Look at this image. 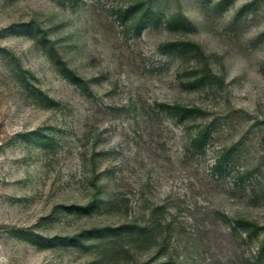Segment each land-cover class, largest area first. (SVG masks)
Listing matches in <instances>:
<instances>
[{
    "label": "rangeland",
    "instance_id": "rangeland-1",
    "mask_svg": "<svg viewBox=\"0 0 264 264\" xmlns=\"http://www.w3.org/2000/svg\"><path fill=\"white\" fill-rule=\"evenodd\" d=\"M0 264H264V0H0Z\"/></svg>",
    "mask_w": 264,
    "mask_h": 264
},
{
    "label": "trees",
    "instance_id": "trees-1",
    "mask_svg": "<svg viewBox=\"0 0 264 264\" xmlns=\"http://www.w3.org/2000/svg\"><path fill=\"white\" fill-rule=\"evenodd\" d=\"M72 75H73V76H76V75H74V73L71 71V73H70L68 76H70V78H71V77H73ZM73 79L76 80L74 77H73ZM78 80H79V79H78ZM176 111H177V112H181V113L184 114L185 116L190 112V110L185 109V108H182V109H181V107L176 108ZM204 138H205V133L199 132L197 135H195V137H194V139L192 140V142H194L195 146H197V145L199 146L200 143H203ZM218 164H219V162H218Z\"/></svg>",
    "mask_w": 264,
    "mask_h": 264
}]
</instances>
